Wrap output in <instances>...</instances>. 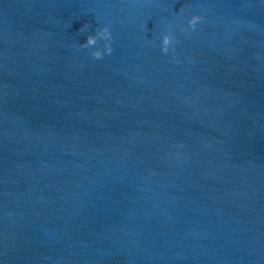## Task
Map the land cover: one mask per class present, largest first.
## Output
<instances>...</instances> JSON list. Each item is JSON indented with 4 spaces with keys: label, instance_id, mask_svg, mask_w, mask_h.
<instances>
[{
    "label": "water",
    "instance_id": "1",
    "mask_svg": "<svg viewBox=\"0 0 264 264\" xmlns=\"http://www.w3.org/2000/svg\"><path fill=\"white\" fill-rule=\"evenodd\" d=\"M0 264H264V0H0Z\"/></svg>",
    "mask_w": 264,
    "mask_h": 264
}]
</instances>
